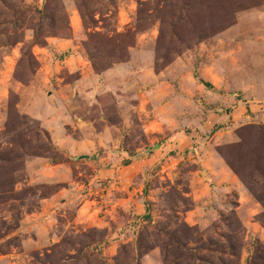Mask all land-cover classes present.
I'll return each mask as SVG.
<instances>
[{
    "label": "rangeland",
    "instance_id": "1",
    "mask_svg": "<svg viewBox=\"0 0 264 264\" xmlns=\"http://www.w3.org/2000/svg\"><path fill=\"white\" fill-rule=\"evenodd\" d=\"M240 99L264 111V0H0V264H264Z\"/></svg>",
    "mask_w": 264,
    "mask_h": 264
},
{
    "label": "crops",
    "instance_id": "2",
    "mask_svg": "<svg viewBox=\"0 0 264 264\" xmlns=\"http://www.w3.org/2000/svg\"><path fill=\"white\" fill-rule=\"evenodd\" d=\"M62 44L61 40H58V42H54V44H50L51 50H60V45ZM75 48L71 50L64 51V61L66 62V65L71 69H81L83 72L89 71V65L86 58ZM105 75H111V67L104 72ZM7 75L9 76V72H7ZM232 101V99H230ZM235 100V99H234ZM233 100V101H234ZM232 110L229 112H226L222 116L218 118V121H221L222 123H228L230 122L232 125H235L239 123L240 120H246L249 118L257 119L258 121H264V111L260 110L258 105H246L243 103V101L240 99L237 101L236 104L231 105ZM214 120L216 117L213 118ZM213 120V121H214ZM207 122L203 125V127L207 126ZM214 123V122H213ZM176 127V126H174ZM178 132V131H177ZM184 134V132H182ZM183 134H179L177 136L178 144L185 145L189 142L188 138H184ZM186 141V142H185ZM219 163V166L223 169V171L226 169L224 168V165Z\"/></svg>",
    "mask_w": 264,
    "mask_h": 264
},
{
    "label": "trees",
    "instance_id": "3",
    "mask_svg": "<svg viewBox=\"0 0 264 264\" xmlns=\"http://www.w3.org/2000/svg\"><path fill=\"white\" fill-rule=\"evenodd\" d=\"M64 27H65V29H64L65 33L68 34V35H71L70 27H69L68 23H67L66 26H64ZM90 59L92 60V58H90ZM93 63H94V62H93ZM230 165H231V164H230Z\"/></svg>",
    "mask_w": 264,
    "mask_h": 264
},
{
    "label": "water",
    "instance_id": "4",
    "mask_svg": "<svg viewBox=\"0 0 264 264\" xmlns=\"http://www.w3.org/2000/svg\"><path fill=\"white\" fill-rule=\"evenodd\" d=\"M205 85L207 86H210V83L209 82H205V81H202ZM84 157V156H83ZM85 157H88V155H86Z\"/></svg>",
    "mask_w": 264,
    "mask_h": 264
}]
</instances>
